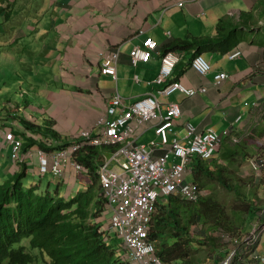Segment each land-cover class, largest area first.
<instances>
[{
	"label": "crops",
	"instance_id": "crops-1",
	"mask_svg": "<svg viewBox=\"0 0 264 264\" xmlns=\"http://www.w3.org/2000/svg\"><path fill=\"white\" fill-rule=\"evenodd\" d=\"M10 4L12 7L5 10L10 17H3L6 26L0 31L1 53L11 46L14 36L11 21L24 25L25 28H20L23 35L14 36V43L18 39L25 42L20 56L30 57L29 67L34 64L36 73L42 72L46 78L44 85L53 87L40 95L44 98L40 100L45 106L42 114L46 131L34 122L39 126L36 132L26 129L22 121L16 120L13 108H3L0 128L23 135L24 142L26 137L33 138L35 143L44 141L58 147L55 152L80 141L82 131L96 135V124L106 115L115 95L126 98L129 104L145 96H155L162 114L171 104L180 105L183 116L176 121L171 140L178 138L184 142L187 134L184 125L190 122L200 131L231 130L233 136L241 139L240 145L245 144L242 148L249 157L258 149L251 138L256 135L258 142L264 141V0H13ZM147 39L155 40L159 48L135 66L131 51L136 46L144 48ZM226 39V43L221 42ZM207 40L217 43L213 52L204 54L213 70L201 76L192 69L191 60L194 45L199 41L205 44ZM189 44L190 50L180 49ZM236 47L243 54L231 60L227 54ZM173 49L181 61L175 75L159 85L156 80L162 56ZM116 50L120 52L117 81L102 72L105 55ZM11 56L4 51L3 61H11ZM219 72H227L230 78L216 86L215 75ZM177 79L188 88L206 87L207 92L193 97L182 92L171 96L160 94L161 89ZM255 102L259 104L254 105ZM239 117L241 120L237 121ZM153 141L160 144L154 122L142 124L135 137L129 139L133 147L149 148ZM229 141L225 139L224 145L232 147ZM99 149L105 150L100 158H110L114 150ZM9 152L10 148H5L0 140V164L3 153L11 162L8 169L0 170V181L10 177L15 167L19 170L27 163L33 182L43 191L85 190L90 185L88 170L79 173L70 167L60 179L52 177L45 182L36 175V162L25 157L15 166ZM163 152L160 144L156 155ZM246 164L250 169L248 160Z\"/></svg>",
	"mask_w": 264,
	"mask_h": 264
},
{
	"label": "trees",
	"instance_id": "trees-1",
	"mask_svg": "<svg viewBox=\"0 0 264 264\" xmlns=\"http://www.w3.org/2000/svg\"><path fill=\"white\" fill-rule=\"evenodd\" d=\"M213 42L196 43L193 56L213 52L217 44ZM30 128L37 131L35 126ZM26 140V149L36 145L33 138ZM103 150L84 147L77 155L88 170L91 184L72 195L64 188L51 194L25 184L27 166L0 183V264H129L124 262L126 253L120 249V239L111 238L106 229L107 199L97 172ZM214 160L193 159L194 182L201 187L205 179L217 182L226 189L227 200L207 196L191 203L172 196L169 206L164 203L159 207L153 238L160 242L158 254L166 264H221L230 253L222 250L219 240L193 233V227L202 223L213 231L221 228L241 236L248 234L257 219L258 206L253 207L241 186L228 182L224 170L212 169Z\"/></svg>",
	"mask_w": 264,
	"mask_h": 264
},
{
	"label": "built area",
	"instance_id": "built-area-1",
	"mask_svg": "<svg viewBox=\"0 0 264 264\" xmlns=\"http://www.w3.org/2000/svg\"><path fill=\"white\" fill-rule=\"evenodd\" d=\"M146 50L135 47L132 52L134 65L145 62L149 50L155 51L157 43L152 39L145 42ZM237 50L229 55L231 59L241 55ZM119 52L107 57L104 64V74L117 78V62ZM179 57L174 53H167L162 59L160 75L156 83L164 84L175 69ZM193 69L200 75L206 76L212 70L211 64L203 57L197 56L193 63ZM229 79L224 72L216 74L217 85ZM206 88L200 90L189 89L181 83L167 86L160 94L171 96L176 92H182L186 96H196L205 93ZM183 115V110L178 104H171L165 114H162L160 103L155 96H146L132 104L120 95H116L107 108L106 115L98 120L96 135L90 131L82 132L84 140L96 147H115L111 159L100 168L101 183L105 196L110 201L113 228L122 237L125 247L131 252L132 259L137 264H161L155 255L154 246L148 241L151 222L156 211V205L160 197L176 195L196 202L202 193L192 184L186 183V176L191 172L192 158L197 155L202 159H210L220 148L224 138L230 132L217 133L213 129L205 132L198 130L192 123H186L187 135L182 142L178 138L171 140L176 121ZM240 120V118H239ZM146 122H154L156 134L160 138V144L164 148L161 155H156L160 144L153 141L147 148L142 145L133 147L129 139L136 135L138 128ZM8 143L13 148V158L21 155L23 143L16 139L12 133L6 136ZM237 142V140H234ZM83 144L77 143L68 149L55 153L52 156L50 167L47 156L43 152L38 153L40 172L51 171L55 177H61L65 168L71 166L77 172H83V165L74 160V155L81 150ZM249 165L257 180H260L264 172V155L260 154L251 158ZM264 212H261V216ZM251 235L247 237L248 244L257 240V225ZM225 240L229 236L223 235ZM264 264V254L255 257Z\"/></svg>",
	"mask_w": 264,
	"mask_h": 264
},
{
	"label": "rangeland",
	"instance_id": "rangeland-1",
	"mask_svg": "<svg viewBox=\"0 0 264 264\" xmlns=\"http://www.w3.org/2000/svg\"><path fill=\"white\" fill-rule=\"evenodd\" d=\"M11 23L13 25L12 29L14 30L13 35L16 37L22 36L23 32L20 28H25V26L15 24L14 20H12ZM0 26V31H3L5 29L4 27L6 26L1 18ZM18 33H20L21 35H19ZM14 36L12 37L11 46L5 48V50H3L1 53L0 114L2 113L3 108H13V113L16 116V120L19 122H25L28 129H32L30 128L31 126H36L32 124L34 122L36 124H41L43 131H46L47 127L43 122L44 116L42 114V108L45 106L44 103H42V101L40 100L44 98L40 95L41 91L51 90L53 89V87L51 86L50 88L44 85V82H46V78L42 76V72H40V75L39 72L36 73V68H33L35 67L34 64H31V67L33 69L29 67V63L31 62L30 57L20 56V50L24 47L25 42H22V40L18 39L16 43H14V41L16 40ZM4 51H7L12 54L11 61L7 63L3 61ZM21 60L22 64L20 63ZM241 60H243V58ZM32 105L36 106L39 110L34 109ZM28 119H30V121ZM5 121L8 122V119L5 118ZM27 123H29L30 127H28ZM254 137L257 136H253L251 140L255 141L253 142V144L255 148L259 149V146L261 145L260 142L264 141L260 139V142H258V139ZM26 139H28V137ZM244 146L245 144L243 143L241 145L238 144L237 148H232L225 144L221 148V150L217 151L215 155L211 158L216 159L214 160L216 163L213 164L212 169L217 170L218 172L221 169L224 170L225 175L229 177L228 182L235 186H241L245 194L248 195L250 202L254 204V208L255 205L258 206V209L259 207L264 208V180H262L261 182L255 181L254 175L246 164L247 160H249V156L243 150L242 147ZM38 147H40V145H38ZM258 149L255 153L254 151H252L250 153V157L256 154H264V146L261 145L260 151ZM247 151L250 152L248 149ZM224 153L225 155H223ZM226 154H228L229 157H226ZM106 156H108V154H106ZM1 157V160L3 162L2 164H0V170L2 168L8 169L11 165V162L7 160L6 153H3ZM47 178H52V176L48 174L47 177H45L43 180L47 182ZM31 179L32 175L29 174L28 177L25 179V182L27 184H30ZM188 182L194 183L193 174L189 176ZM205 182V186L202 188L207 194V196H211V198L215 197L218 200H227L225 196L226 189L224 187H221L217 182H214L209 179H205ZM229 200L231 203L233 202L232 198H230ZM185 201L187 200L185 199ZM163 203L168 206L170 204L169 200L163 201ZM200 226L202 230L200 228L195 229L196 235H201V233H204L206 236H211L213 234L214 231L211 230L208 226L202 223L200 224ZM106 229L111 232V238L116 237V235L112 233V231L109 229V226H106ZM262 241L264 242V233L262 236ZM25 244H27V242H25ZM114 244H116V242H114Z\"/></svg>",
	"mask_w": 264,
	"mask_h": 264
},
{
	"label": "clouds",
	"instance_id": "clouds-1",
	"mask_svg": "<svg viewBox=\"0 0 264 264\" xmlns=\"http://www.w3.org/2000/svg\"><path fill=\"white\" fill-rule=\"evenodd\" d=\"M10 2H13V0H0V18L2 19V20H4L3 19V17H5V18H9L10 16L8 15V12L7 11H5L6 9H8V7L11 5L10 4ZM11 7H12V5H11ZM14 32V31H13ZM153 40V39H152ZM155 41V40H154ZM156 42V41H155ZM157 43V42H156ZM157 45H158V43H157ZM136 47H139V46H136ZM142 48V47H141ZM158 48H159V45H158ZM158 48H157V50H158ZM0 49H1V46H0ZM142 49H144V50H146L147 49V47H146V45H145V47L144 48H142ZM157 50H155V51H157ZM237 50H240L242 53H241V55L239 56V57H237V58H234V59H238V58H240L241 56H242V54H243V51H242V49L241 48H238V47H236V48H234V49H232L228 54H227V57L229 58V59H231L230 57H229V55L230 54H232L233 52H235V51H237ZM175 50H170V51H167V52H165L164 54H163V56H162V59H163V57L167 54V53H174V54H176L178 57H179V62L177 63V65L180 63V61H181V57H180V55L177 53V52H174ZM115 52H119V50H116V51H113L112 53H108V54H106L105 55V62H106V60H107V57L108 56H110V55H112L113 53H115ZM132 52V51H131ZM149 52H153L152 50H149ZM0 56H1V51H0ZM197 56H203L208 62H209V60L207 59V57L204 55V54H197V55H195L193 58H192V60H191V67H192V63H193V61H194V59L197 57ZM119 57H120V52H119ZM132 57V56H131ZM234 59H231V60H234ZM118 61H119V59H118ZM105 62L103 63V66H102V72H103V69H104V64H105ZM210 63V62H209ZM211 64V63H210ZM177 65H176V67H177ZM117 66H118V62H117ZM116 66V67H117ZM136 66V65H135ZM138 66V65H137ZM212 66V65H211ZM161 67H162V64H161ZM176 67H175V69H176ZM175 69L173 70V73H174V71H175ZM192 69H193V67H192ZM160 70H161V68H160ZM194 70V69H193ZM212 70H213V66H212ZM212 70H211V72H212ZM195 71V70H194ZM173 73H172V75H173ZM220 73V72H219ZM224 73H227V72H224ZM103 74H104V72H103ZM199 74V73H198ZM218 74V73H217ZM228 74V73H227ZM105 75H107V76H110V77H112L114 80H118V72H117V78L115 79L112 75H108V74H105ZM159 75H160V72H159ZM172 75L169 77V78H167V80H166V82L164 83V84H166L167 83V81L172 77ZM208 75V74H207ZM206 75V76H207ZM229 75V74H228ZM201 76H203V75H201ZM216 76V75H215ZM159 77V76H158ZM229 78H230V75H229ZM226 82V81H225ZM225 82H223V83H225ZM175 83H180V82H171L170 84H168V85H166L165 86V88L167 87V86H169V85H171V84H175ZM222 83V84H223ZM182 84V83H181ZM215 84H216V86H220V85H217V83H216V81H215ZM221 84V85H222ZM186 87V86H185ZM188 88V87H187ZM201 88H203V87H201ZM204 88H206V87H204ZM164 89V88H163ZM189 89H195V88H189ZM207 89V88H206ZM162 90V89H161ZM196 90H200V88H198V89H196ZM207 92V91H206ZM202 93V92H201ZM201 93H199V94H201ZM116 96V95H115ZM114 96V97H115ZM114 97H113V99H114ZM146 97V96H145ZM124 98V97H123ZM144 98V97H143ZM113 99H112V101H113ZM126 99V98H125ZM142 99V98H141ZM140 100V99H139ZM112 101H111V103H112ZM138 101V100H137ZM136 102V101H135ZM128 103V102H127ZM132 103H134V102H132ZM132 103H130V104H132ZM254 105H257V104H259V102H255V103H253ZM111 106V104L108 106V107H110ZM180 106V105H179ZM107 107V108H108ZM181 107V106H180ZM107 110V109H106ZM167 110V109H166ZM105 116V115H104ZM183 116V115H182ZM103 117V116H102ZM240 118V120H241V117H239ZM100 119V118H99ZM239 119L237 120V121H240ZM23 123V122H22ZM98 123V122H97ZM188 123H190V122H188ZM0 124H1V116H0ZM24 124V123H23ZM185 126V125H184ZM35 127H37V126H35ZM96 128H97V124H96ZM98 129V128H97ZM186 129V128H185ZM99 130V129H98ZM199 130V129H198ZM209 130V129H208ZM214 130V129H213ZM86 131H88V130H86ZM200 131V130H199ZM216 131V130H215ZM82 132H84V131H82ZM82 132L80 133V141H78V142H76L75 144H77V143H82L83 144V146H82V148H81V150L84 148V147H86V148H88V147H94V148H107V149H111V148H114V150H112L111 151V156H110V158H107V157H104V156H101V161H102V164L100 165V167H99V171H98V176H99V180H100V184H101V189H102V194H103V196L107 199V206H108V211L106 212V216H105V220H106V226H109V229L112 231V233H114L115 235H116V237L117 238H119L120 239V242H119V245H120V249L122 250V252H123V254L124 253H126V255L124 254V262L125 263H129V264H137L133 259H132V256H131V252L125 247V245H124V242H123V239H122V237H120V234L113 228V225H112V213H111V210H110V201H109V199L105 196V193H104V189H103V186H102V183H101V177H100V168H101V166L106 162V160H109V159H111V157H112V154H113V152L115 151V147H96V146H93V145H91V144H89V141L88 140H84L83 138H82V136H81V134H82ZM90 132H92V131H90ZM98 132V131H97ZM187 132V131H186ZM201 132H205V131H201ZM217 132V131H216ZM225 132H227V131H225ZM228 132H230V135L229 136H227L226 138H224V140H223V142H222V144H221V146H220V148L217 150V151H220L221 150V148L223 147V145H224V141H225V139H230V144H231V146L232 147H237L238 146V144L240 145V141H241V139L240 138H236L235 136H233L232 135V132H231V130H229ZM8 133H12L15 137H16V139H19V140H21L22 141V143H23V146H22V151H21V155L19 156V158L18 159H14L13 158V148H12V145L10 144V143H8L7 142V140H6V136H7V134ZM217 133H219V132H217ZM224 133V132H223ZM223 133H219V134H223ZM92 135H93V132H92ZM157 135V134H156ZM187 135V134H186ZM249 136L251 137V136H253V135H251V134H249ZM173 139V138H172ZM237 140V142H235L234 140ZM0 140L1 141H3V145H4V147L5 148H10V152H9V156H10V159H11V161H12V163H14L15 164V166L17 165V163L18 162H20L23 158H25V157H28L32 162H36V164H37V170H36V175H38V177L40 178V179H44L48 174H50L54 179H60L62 176H64V172H65V170L68 168H65V170H64V172H63V175L61 176V177H55L52 173H51V171H48V172H46V173H41L40 172V161H39V158H38V153L39 152H43L46 156H47V158H48V161H49V165H50V167L52 166V156L55 154V153H57V152H60V151H62V150H65V149H68V148H70L71 146H73V145H75V144H72V145H70V146H68V147H66V148H61V149H59L60 151H55V152H53L54 151V145H51V144H48V143H46V142H44V141H38V143H36V145H34L35 147H30V148H28V149H26L25 148V146H24V144H25V142H24V139L21 137V136H18V135H16L15 133H14V131L13 130H8V129H4V128H0ZM40 143H43V144H45V147H38V145H40ZM263 145H264V142H261ZM50 149H53V150H50ZM81 150H79L75 155H74V160L75 161H77V162H79V163H81L80 161H78V158H77V155L81 152ZM215 155V154H214ZM258 155H260V154H256V155H253V156H251V157H249V160H248V166L250 167V165H249V161L251 160V158H253V157H255V156H258ZM262 155H264V154H262ZM194 158H199V159H201V160H203V161H211V160H213V159H211L210 158V160H205V159H202L201 157H199V156H197V155H195L193 158H192V166H191V172L186 176V183H188V184H192V185H194L201 193H202V195L200 196V198L196 201V202H194V201H189L188 199H186V198H183V197H180L182 200H184L185 201V199L187 200V202H191V203H197V202H199L201 199H203V198H205V197H207V194L205 193V191L203 190V188L198 184V183H196V182H194V183H189L188 182V178H189V176H191V174H193V170H194V166H193V159ZM82 165H83V167H84V171L83 172H85V171H87L86 169V167H85V165L83 164V163H81ZM25 166H27V168H28V170H27V177H28V175H29V172H30V167L28 166V164L27 163H25L24 165H23V167H21L19 170H17V168L15 167L14 169H13V171H12V175H14V174H16V173H18V172H20V171H22L23 170V168L25 167ZM70 168H72L71 166H69ZM73 169V168H72ZM31 171L33 172V174H34V177H35V171L33 170V169H31ZM250 171L252 172V169H251V167H250ZM79 173H82V172H79ZM252 174L254 175V173L252 172ZM12 175L10 176V177H12ZM26 177V178H27ZM254 177H255V181H257V182H261L262 180H264V172H263V175H262V177H261V179L260 180H257V178H256V176L254 175ZM9 178V177H8ZM7 179V178H6ZM5 178H4V180H2V181H0V183H2V182H4L5 180H6ZM24 182H25V180H24ZM25 184H27L26 182H25ZM90 184H91V181H90ZM27 185H34V186H37L39 189H40V191L41 192H44L43 190H41V188H40V185L39 184H35L34 182H33V179H31V183L30 184H27ZM81 190H83V189H81ZM66 191V190H65ZM78 191H80V190H72V189H68L67 190V194H70V195H72V194H74V193H76V192H78ZM45 192H50L51 194L53 193V191L51 190V191H49V190H45ZM66 196H68V195H66ZM172 196H176V195H170V196H164V197H160L159 198V200H158V202H157V205H156V211H155V214H154V216H153V219H152V222H151V229H150V231H149V238H148V241L154 246V248H155V255H156V257L157 258H159L160 259V261H161V264H166L165 262H164V260L159 256V254H158V246H159V243L160 242H157L154 238H153V232H154V219H155V217H156V215L158 214V212H159V207H160V205H163L164 203H163V201H167L170 197H172ZM179 197V196H178ZM261 212H264V208H261V207H259V209H258V212H257V219L252 223V225H251V230L248 232V234H246V235H241V236H237V235H235V234H233V233H230V232H228V231H226V230H224V229H217V230H215L214 232H213V234L211 235V236H206L204 233H201V235H199V236H203V237H211V238H215V239H217V240H219L220 241V243L224 246V248L222 249L223 251L225 250V251H227V252H229L230 254H229V256L221 263V264H223L231 255H233V257H232V259H231V262H230V264H261L255 257H256V255L258 256V255H263L264 254V250H261V246H262V243H263V241H262V236H263V233H264V213H263V215L261 216ZM257 225V229H256V233H258V234H260L259 235V237H258V239L257 240H254V241H252L250 244H248V241H247V237H249L250 235H251V233H252V231L254 230V228H255V226L254 225ZM198 228H200L201 230H202V228H201V226H200V224H198V225H196V226H194V229H192V232L193 233H195V229H198ZM201 232H203V231H201ZM196 234V233H195ZM223 235H225V236H229L230 237V239L229 240H225V238L223 237ZM25 242H27V244H28V241H24V244H25ZM257 242H258V245H257ZM27 244H25V245H27ZM158 244V245H157Z\"/></svg>",
	"mask_w": 264,
	"mask_h": 264
},
{
	"label": "water",
	"instance_id": "water-1",
	"mask_svg": "<svg viewBox=\"0 0 264 264\" xmlns=\"http://www.w3.org/2000/svg\"><path fill=\"white\" fill-rule=\"evenodd\" d=\"M233 255H231L223 264H230Z\"/></svg>",
	"mask_w": 264,
	"mask_h": 264
}]
</instances>
